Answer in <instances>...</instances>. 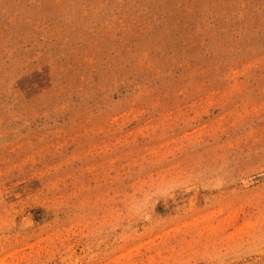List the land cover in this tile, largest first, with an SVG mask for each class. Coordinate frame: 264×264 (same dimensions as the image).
I'll return each mask as SVG.
<instances>
[{
  "label": "rangeland",
  "instance_id": "1",
  "mask_svg": "<svg viewBox=\"0 0 264 264\" xmlns=\"http://www.w3.org/2000/svg\"><path fill=\"white\" fill-rule=\"evenodd\" d=\"M0 264H264V0H0Z\"/></svg>",
  "mask_w": 264,
  "mask_h": 264
}]
</instances>
